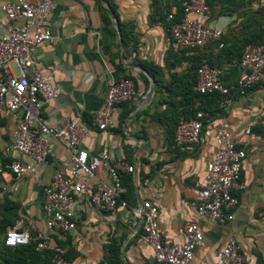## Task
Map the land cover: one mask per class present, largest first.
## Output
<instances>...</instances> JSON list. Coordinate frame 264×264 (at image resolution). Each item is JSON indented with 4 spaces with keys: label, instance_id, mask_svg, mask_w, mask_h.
Segmentation results:
<instances>
[{
    "label": "crops",
    "instance_id": "1",
    "mask_svg": "<svg viewBox=\"0 0 264 264\" xmlns=\"http://www.w3.org/2000/svg\"><path fill=\"white\" fill-rule=\"evenodd\" d=\"M106 1L116 6L120 21L135 25L139 47L127 56L124 47L125 61L134 64H137L134 60L151 61L164 68L170 39L161 25L149 23L151 0ZM4 2L0 0V37L5 36L8 25L2 10ZM242 15L243 12L234 16L210 17V24L222 27L225 33ZM48 26L53 40L32 49L31 68L59 87L60 95L42 104V121L66 125L79 119L88 128L83 147L91 154L108 149L116 158L131 160L136 168L132 174L133 187L129 189L124 185L127 208L98 210L86 196L78 197L73 205L76 228L53 233L52 244L61 247L64 256L76 264H109L115 259L110 251L111 245L119 247L118 256L123 264H154L151 247L140 240L143 219L133 210L145 203L157 205L162 238L172 243L183 242L185 224L196 219L192 205L197 193L195 183L203 177L208 155L214 150L216 125L224 121L247 153L242 166L243 185L234 192L239 204L231 220L201 223L203 245L196 250L193 264L213 263L217 251L230 238L239 242L249 264H264V84L255 85L245 95L237 96L225 116L207 125L204 145H190L172 151L164 127L142 114L143 110L153 107L156 88L152 100L144 104L150 79L146 89L139 75L142 72L124 66L118 33L104 28L97 1L54 0ZM195 53L187 52L188 55ZM188 66L189 62L185 61L172 71L182 73ZM12 67L17 72L14 64ZM219 70L226 83L234 82L241 73L239 64H225ZM125 75L135 76L138 88L131 100L134 109L121 123L123 134L111 128L104 132L98 130L91 125L90 119L102 108L108 83ZM140 101L142 105H139ZM123 110V106H118L113 128L118 127ZM22 114L23 110L16 115L8 111L0 114V162L4 165L15 158L14 130ZM247 127L251 128L248 136L244 134ZM49 148L48 162L35 174L23 176L16 192H2V185L13 180L10 171L0 176V225L4 229L0 232V243L12 220L22 216L26 209L31 211L35 234L45 229V187L57 172L65 171L69 159L65 144L57 139H49ZM1 252L0 246V255Z\"/></svg>",
    "mask_w": 264,
    "mask_h": 264
},
{
    "label": "built area",
    "instance_id": "2",
    "mask_svg": "<svg viewBox=\"0 0 264 264\" xmlns=\"http://www.w3.org/2000/svg\"><path fill=\"white\" fill-rule=\"evenodd\" d=\"M182 5L184 17L171 30L170 46L175 51L202 48L222 37L223 28L210 24L205 0H182ZM53 8L54 0H5L2 5L8 25L5 36L0 37V114L8 111L16 115L20 110L23 114L14 130L15 158L7 165L0 162V176L10 171L13 180L2 185V192L14 193L23 176L35 174L48 162L50 138L65 144L69 152L67 167L64 172H57L45 187V229L37 234V248L53 252L51 264H76L64 257L61 247L52 244V234L76 228L73 205L83 195L98 210L127 208L121 175L133 173L136 168L126 158L114 157L108 149L91 154L83 147L88 128L79 119H73L66 125L42 121V104L56 99L60 89L40 71L31 68V51L53 40L48 26ZM239 65L241 73L232 83L221 78L218 67L202 65L197 70L196 89L201 93H219V107L228 110L237 96H243L253 86L264 83V45L249 44ZM135 94L134 80L125 77L111 80L104 104L93 113L91 125L103 132L115 127L118 105L132 100ZM206 116L199 111L194 119L182 120L176 130L177 144L181 147L204 145L206 133L201 119ZM250 133L251 128L247 127L244 134L248 136ZM213 140L214 150L208 155L205 173L195 183L197 193L192 205L196 219L185 224L183 242L172 243L162 238L157 205L145 203L133 210L137 217L143 219L140 240L151 247L154 264H193L196 250L203 245L201 223H225L233 218V211L239 204L234 192L243 185L242 166L247 156L246 149L238 144L224 121L216 125ZM33 229L31 211L26 209L6 231L5 245H28ZM208 264L249 263L239 242L230 238L217 251L215 261Z\"/></svg>",
    "mask_w": 264,
    "mask_h": 264
},
{
    "label": "trees",
    "instance_id": "3",
    "mask_svg": "<svg viewBox=\"0 0 264 264\" xmlns=\"http://www.w3.org/2000/svg\"><path fill=\"white\" fill-rule=\"evenodd\" d=\"M102 17L104 28L116 34L117 30L110 16V11L104 7L100 0H96ZM210 17L234 16L243 12L242 17L236 25L229 28L220 39L214 40L202 48L175 51L171 46L166 57L165 67H159L151 61L134 60L142 65L156 82V95L150 106L142 111L151 120L157 121L165 129L166 139L172 151H178L182 147L176 142V130L182 120L194 119L199 111L207 114L202 118L203 131L208 124L222 118L226 110L219 107V93H201L196 89L197 70L204 64L211 67H222L225 64H240L242 55L249 44L264 45V0H205ZM110 9L115 13L119 23L126 56L130 51H137L139 38L135 33V25L132 22L119 20L116 6L108 2ZM185 11L182 0H151V13L149 14L150 25L159 24L171 39L172 26L184 17ZM169 15L172 18L169 19ZM220 44H223L220 47ZM196 52L188 55L187 52ZM189 62L188 68L178 73L172 71L183 62ZM123 68L122 65H119ZM166 74L169 77H166ZM144 82L145 88L149 86V78L144 73H139ZM125 78L134 80L136 91L138 80L135 76L125 75ZM264 84V83H260ZM259 85V84H257ZM124 110L120 117L118 127L111 128L121 134V123L124 118L134 109L131 100L120 103ZM91 123V119H90ZM132 163L131 160H129ZM133 173H122V183L129 189L133 187ZM125 199V195H123ZM15 217L6 231L15 223ZM4 229L0 225V232ZM5 238V237H4ZM38 239L34 231L31 232V240L28 245L16 247L6 246L4 240L0 243L2 248L0 264H51L53 252L49 249L39 250L37 248ZM111 254L115 259L109 264H123L119 259V247L111 245ZM65 257V256H64ZM66 258V257H65ZM67 259V258H66ZM68 261H71L67 259Z\"/></svg>",
    "mask_w": 264,
    "mask_h": 264
},
{
    "label": "water",
    "instance_id": "4",
    "mask_svg": "<svg viewBox=\"0 0 264 264\" xmlns=\"http://www.w3.org/2000/svg\"><path fill=\"white\" fill-rule=\"evenodd\" d=\"M101 1V4L106 7L107 9H109L110 11V16H111V19L114 23V26L117 30V33H118V37H119V43H120V49H121V61L122 63L124 64L125 67L131 69V70H135V71H138V72H142L146 75H148L149 79H150V86H149V89L147 91V93L145 94V99L143 101V103L145 104L146 102H149L152 100L153 96H154V93H155V88H156V82L154 80L153 77L149 76L148 72L140 65H137V64H134V63H127L125 61V58H124V42H123V38H122V35H121V32L119 30V23H118V20L115 16V13L111 11L110 9V6L108 4V2L106 0H100ZM139 105H142V101L139 102ZM134 137V136H133ZM136 138V137H134ZM138 139V138H136Z\"/></svg>",
    "mask_w": 264,
    "mask_h": 264
},
{
    "label": "rangeland",
    "instance_id": "5",
    "mask_svg": "<svg viewBox=\"0 0 264 264\" xmlns=\"http://www.w3.org/2000/svg\"><path fill=\"white\" fill-rule=\"evenodd\" d=\"M215 18V17H214Z\"/></svg>",
    "mask_w": 264,
    "mask_h": 264
}]
</instances>
